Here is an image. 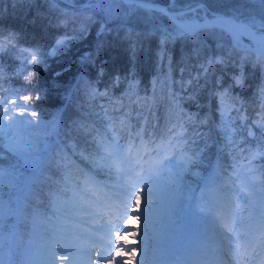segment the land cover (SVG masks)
Wrapping results in <instances>:
<instances>
[{
	"label": "trees",
	"instance_id": "1",
	"mask_svg": "<svg viewBox=\"0 0 264 264\" xmlns=\"http://www.w3.org/2000/svg\"><path fill=\"white\" fill-rule=\"evenodd\" d=\"M148 1L160 2L184 19H189L181 13L184 6H203L207 13L201 22L219 16L245 20L249 14L259 19L262 14L259 0ZM109 4L56 0L53 8L51 0H0V31L17 34L20 48L38 47L47 53L58 39L66 40L54 55L45 56L25 93L32 97L34 111L59 120L51 147L32 168L13 156L0 157L1 164L11 165V177L26 181L22 188L0 189V207L10 211L0 217L7 225L3 230L15 224L21 230L11 251L17 264L24 263L21 249L28 247L26 235L34 232L37 219L50 226L58 217L54 211H70L64 189L77 185L75 163L112 178V169L98 166L97 151L98 142H108L113 131L124 142L137 132L164 137L182 126L186 143L197 154L193 168L200 178H213L218 171L229 174L247 164L252 154L258 172L264 170V65L256 62L255 53L234 46L230 35L216 27L180 36L169 17L127 4L108 18L104 9ZM57 19L66 23L58 25ZM17 55H0L5 90L27 83L12 75L19 70ZM214 58L226 63L210 64ZM34 68L29 65L27 71ZM241 73L243 82L237 84ZM90 86L107 95L93 98ZM37 89L43 92L39 101ZM225 92L222 109L220 94ZM188 176L180 192L198 177ZM155 197L175 200L171 194ZM249 213L258 218L260 210L251 208ZM46 254L48 258L49 249Z\"/></svg>",
	"mask_w": 264,
	"mask_h": 264
},
{
	"label": "snow or ice",
	"instance_id": "2",
	"mask_svg": "<svg viewBox=\"0 0 264 264\" xmlns=\"http://www.w3.org/2000/svg\"><path fill=\"white\" fill-rule=\"evenodd\" d=\"M52 7H56V0H51ZM261 5V15L259 19L249 14L245 20L240 21L235 16H219L216 17V23L213 27L228 33L233 37L245 36L252 41V51L255 53L256 62L264 65V0H259ZM130 5L132 10L144 9L147 11H156L163 16L168 17L169 13L165 9H151L142 0H121L117 3L113 0L109 6L104 9L106 17L110 18L113 12L118 11L124 5ZM89 8L98 7V5H89ZM241 7H244L241 5ZM175 24V31L180 36L193 34L191 25L183 23H175L177 17H169ZM91 22V17H87ZM58 25L66 23V19H57ZM18 35L15 33H4L0 31V55L5 53H18L15 57L19 61V70L14 72L19 78L26 81L20 88L10 87L4 89L5 76L3 66L0 65V140L7 138V147L4 149L6 156H18L21 153L31 154L37 150L38 138L29 129L39 127L42 121L39 120L38 114L32 110V104L28 101L32 100L31 96L26 95L33 85L32 77L36 71H39L43 64L45 56L54 55L56 50L65 45V39H58L55 47L51 51L45 53L37 48H20L18 46ZM210 64H224L226 61L222 58H214L209 61ZM29 65H35L34 71L28 72ZM243 82V74L236 78V83ZM38 95L35 100L39 101L43 98L41 89H37ZM90 95L95 98L98 95H107L101 93L90 86ZM227 93H221V108H224L223 99ZM264 95V92H262ZM17 97V99H11ZM37 116L36 120L32 117ZM83 129V126H81ZM86 130V129H84ZM170 139L166 148L153 147L151 155L156 159L149 161L147 169L139 162L140 159L147 157L135 158L132 155L133 148L120 145L115 131L108 137V142L100 140L98 142L97 155L99 157L98 166L102 169H115L125 172L129 178L128 187L135 192L136 203H139L141 196L147 197V207L152 205V179L162 169L168 168L174 163L173 158L168 157L164 153L172 151L179 165L174 173V179L179 182L182 174L190 171L198 162L197 154H189V150L184 147L186 140L182 134L181 128L170 129ZM252 135V133H249ZM136 141L143 144L142 131L135 134ZM133 143L130 141V144ZM264 155V153H261ZM4 158H0L2 161ZM256 159V154H252L248 159L247 169L233 167L232 173L226 171L216 172L211 183L218 191L225 193V204L231 203L236 211L225 212L223 206L217 202L215 207L200 206V213H207V221L210 226L215 229L220 236L221 245L218 249L219 259L209 261L208 264H264V170L258 172L257 169L251 167V160ZM54 163V161H53ZM125 165H131L125 168ZM10 169L0 167V184L3 183L5 177L10 174ZM145 177H148L145 179ZM143 182L145 187H139ZM145 188L147 190H145ZM131 196V193H129ZM241 203L249 208L256 209L259 207L260 219L257 221L250 213L245 218L241 213ZM127 209V205H125ZM58 229L55 227L51 232L49 245V256L46 264H58V258L68 261L70 247L72 246L65 237L58 236ZM100 243H105L104 238H99ZM127 244V242H124ZM95 247V245H92ZM112 247V243L108 242V248ZM59 250V251H58ZM134 249L129 248L127 252L117 248L115 256H131ZM11 254V249H10ZM101 260L110 259L107 250L101 248L94 253ZM0 264H17V262L0 259ZM119 264H128L127 260H120Z\"/></svg>",
	"mask_w": 264,
	"mask_h": 264
},
{
	"label": "rangeland",
	"instance_id": "3",
	"mask_svg": "<svg viewBox=\"0 0 264 264\" xmlns=\"http://www.w3.org/2000/svg\"><path fill=\"white\" fill-rule=\"evenodd\" d=\"M108 2L112 3L113 0H107ZM186 12L188 15V20L193 21V22H200L198 21V19L200 17H205L206 13H207V9L204 8L203 6H191V7H187L184 6V9L181 11V13ZM244 20V19H243ZM240 20V21H243ZM240 42L241 43H245V44H252V41L245 37V36H240ZM10 87H13L10 85ZM8 89V88H7ZM11 99H17V102H20L19 99L17 97H11ZM29 102V101H28ZM32 110L34 111L33 107ZM36 112V111H35ZM37 113V112H36ZM38 117L39 120L42 121V123L40 124L39 127L36 128H32L29 129L28 131L33 133L37 138H38V145H37V150L31 154H25V153H21L18 156L12 157V158H17L20 161L26 162L28 163L31 168L33 166H37L41 159L42 156L44 155V153L51 147L52 143H53V133L54 131H56L58 129V119H56L55 117H47L45 115H41L39 113ZM33 120L37 119V116H33L32 117ZM7 138H4L2 140H0V157L4 156L5 153V148L7 147V143H6ZM0 167L3 168H11V165H5V164H1L0 163ZM12 171V169H10ZM171 169L167 168V171H165V176L164 178H166L168 180V182L171 181L170 178H168V175L172 174V171H170ZM196 172V170L191 171V174H194ZM163 178V176H157V177H153V181H158V180H165ZM26 181H21L19 179L14 178L13 176L11 177L10 174L4 178L3 183L0 184V189L2 188H6V189H13V188H22V186H25ZM152 190L155 191V193L158 192V194H162L165 195L168 193L169 189L167 188H156V185L154 183H152ZM147 203V201L145 202V204ZM152 205H154V203L152 202ZM139 208V206H138ZM0 209H5L4 207H0ZM8 209V208H7ZM6 209V210H7ZM137 209V204L136 201H133V210L132 213L133 215L131 216V220L132 222H130L128 225V227L122 228L121 231H115L114 228H108L106 229L107 234H112L115 237H117V244L114 247V249L111 252H108V255L110 254L111 256V260L110 262H106L105 260H97L95 263L96 264H119L120 260H127L128 264H156V262L154 261V257H153V243L151 242V236H150V231H149V221L150 219H144L142 214H138L137 211L134 212ZM108 223V222H106ZM123 223H120V227ZM7 226L3 223H0V234L1 233H5L6 231L4 230H8V229H4L2 227ZM136 226V227H135ZM139 226V228H138ZM143 227V229H142ZM152 227V226H151ZM12 229V228H11ZM126 230H128L126 232ZM131 230V231H129ZM119 233H121V236H118ZM126 233V234H125ZM127 236V238H126ZM121 237V238H120ZM127 242V244H125L124 242ZM6 244H8V246H5ZM11 242H7L4 243L2 245V247H0L1 251H2V255H4L3 257H0V259H3L5 261H8V255L5 254V252L10 253V246H11ZM188 248L190 247V243L187 244ZM117 248L122 249L124 252H127L129 250V248L134 249V253L131 256H123L121 255L120 257L115 256V251ZM219 249V247H218ZM218 249H217V253H218ZM22 253H21V257L23 259V261H25L24 259V253L25 250L21 249ZM94 251V248H93ZM216 253V254H217ZM203 260L205 261L206 259H209L210 261L213 258V254L208 252L206 253V257L205 255H202ZM198 257L196 256H191L189 257V259H191L192 261L197 260ZM208 262V261H207ZM207 262H205V264H208Z\"/></svg>",
	"mask_w": 264,
	"mask_h": 264
},
{
	"label": "water",
	"instance_id": "4",
	"mask_svg": "<svg viewBox=\"0 0 264 264\" xmlns=\"http://www.w3.org/2000/svg\"><path fill=\"white\" fill-rule=\"evenodd\" d=\"M143 3L147 4L149 8L151 9H165L167 10L163 4L159 3V2H151V1H146V0H142ZM133 3H134V0H133ZM168 11V10H167ZM169 16L168 17H175L171 12H169ZM176 22H180V23H184V24H189L187 23L185 20H182V19H177ZM216 22H209V23H204V24H195L193 26L194 29H198V28H201V27H213V25L215 24ZM190 25V24H189ZM233 44H235L236 46H239L238 44V36L237 37H233ZM247 49H252V47H245Z\"/></svg>",
	"mask_w": 264,
	"mask_h": 264
}]
</instances>
